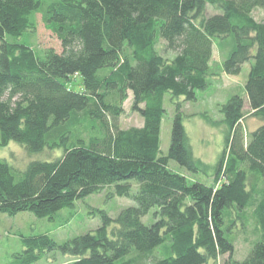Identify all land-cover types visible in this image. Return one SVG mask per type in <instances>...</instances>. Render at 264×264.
Returning a JSON list of instances; mask_svg holds the SVG:
<instances>
[{"label":"trees","instance_id":"trees-1","mask_svg":"<svg viewBox=\"0 0 264 264\" xmlns=\"http://www.w3.org/2000/svg\"><path fill=\"white\" fill-rule=\"evenodd\" d=\"M208 5L217 12L207 15ZM256 8L264 10V0H0V144L64 149L18 173L0 158V212L53 219L106 186L135 201L116 218L100 211L102 225L64 243L48 233L21 235L12 264H35L57 250L72 257L69 264H209L225 254L224 264H264V20ZM37 13L62 52L41 54L11 39L35 30ZM160 40L173 57L159 50ZM216 43L234 45L225 73L251 62L245 91L263 124L246 134L245 99L234 94L221 108L229 129L214 183H189L170 160L191 172L210 165L193 153L181 102L161 154L165 94L194 100L206 89ZM78 78L81 91L72 88ZM129 91L144 123L123 128ZM154 206L155 221L144 223ZM238 221L256 227L243 259L235 257Z\"/></svg>","mask_w":264,"mask_h":264},{"label":"rangeland","instance_id":"rangeland-1","mask_svg":"<svg viewBox=\"0 0 264 264\" xmlns=\"http://www.w3.org/2000/svg\"><path fill=\"white\" fill-rule=\"evenodd\" d=\"M216 12V8L208 5L207 15ZM253 14L258 20H264V10L262 8H256ZM35 19L37 26L35 30L26 31L18 38L11 39L31 45L41 54L51 48L57 52H62L63 47L60 38L45 25L41 14L37 13ZM164 45L165 41L160 40L158 44L159 50L166 56L173 57L175 52H165L163 49ZM224 46L219 43L215 44L211 66L216 74L209 77V85L206 89L196 90V98L194 100H185L184 96H180L173 101L169 92L165 94L166 113L161 126V154H168L172 141V126L177 112V102H181L183 123L189 135L193 153L198 159L210 165L207 169L191 172L175 160H170V168L185 175L189 183L194 181H202L210 185L214 183V168L212 165L218 161L225 146L229 129L221 108L234 94H239L245 99L244 109L246 116L243 126L246 129V134L263 124L261 119L251 113L245 91L251 62L244 63L238 74L225 73L222 71L223 60L234 45L232 46V44L228 43V46ZM72 88L81 91L83 89L82 79L78 78ZM128 94V98L123 103V112L119 117V125L123 128L141 126L144 123V119L141 113L133 107L132 92L129 91ZM63 150V147L55 150L47 148L44 151L29 153L21 143L10 141L7 145L0 144V158L6 159L14 167V171L18 173L23 171L30 161L53 160L60 156ZM133 188L135 190L138 189V184L135 181L133 182ZM113 191L114 186H106L100 192L75 200L72 206L61 209L53 219L38 217L28 211L20 212L14 216L0 212V264H12L14 254L23 250L21 235L48 233L58 243H64L77 235L92 232L102 225L103 219L100 211H106L112 218H116L123 208L135 205L134 199L114 195ZM156 210H158V207L154 206L143 217V222L146 224L153 223ZM233 230V234L236 236L235 257L236 259H243L252 248L253 239L256 236V227L251 221L246 229H243L238 221L237 226ZM228 257V254L222 255L218 261H211L209 264H224ZM71 259V256L64 255L57 250L47 253L35 264H69Z\"/></svg>","mask_w":264,"mask_h":264}]
</instances>
